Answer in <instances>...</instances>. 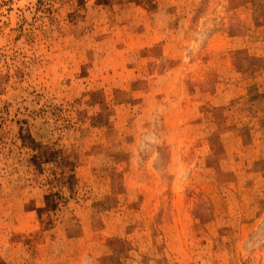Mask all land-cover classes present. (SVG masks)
I'll return each instance as SVG.
<instances>
[{
	"label": "rangeland",
	"instance_id": "obj_1",
	"mask_svg": "<svg viewBox=\"0 0 264 264\" xmlns=\"http://www.w3.org/2000/svg\"><path fill=\"white\" fill-rule=\"evenodd\" d=\"M0 264H264V0H0Z\"/></svg>",
	"mask_w": 264,
	"mask_h": 264
}]
</instances>
